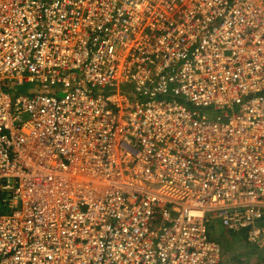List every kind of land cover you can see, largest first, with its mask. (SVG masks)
Here are the masks:
<instances>
[{
    "label": "built area",
    "instance_id": "obj_1",
    "mask_svg": "<svg viewBox=\"0 0 264 264\" xmlns=\"http://www.w3.org/2000/svg\"><path fill=\"white\" fill-rule=\"evenodd\" d=\"M216 220L264 251V0H0V264H222Z\"/></svg>",
    "mask_w": 264,
    "mask_h": 264
},
{
    "label": "rangeland",
    "instance_id": "obj_2",
    "mask_svg": "<svg viewBox=\"0 0 264 264\" xmlns=\"http://www.w3.org/2000/svg\"><path fill=\"white\" fill-rule=\"evenodd\" d=\"M27 85L30 88V84L27 83ZM39 86L41 85L37 83L35 89ZM42 89L50 92L43 87ZM209 233L211 236L214 235L223 246L222 264H264V251L248 243L245 232L242 235H236L216 220L209 226Z\"/></svg>",
    "mask_w": 264,
    "mask_h": 264
},
{
    "label": "trees",
    "instance_id": "obj_3",
    "mask_svg": "<svg viewBox=\"0 0 264 264\" xmlns=\"http://www.w3.org/2000/svg\"><path fill=\"white\" fill-rule=\"evenodd\" d=\"M6 88L7 89H11V90L15 91L16 93H27V92H30L33 87H32V85H30V88H28V85H22V86H19V87L18 86L11 85V86L6 87ZM232 233H234V232H232ZM236 235H239V234H236ZM213 237L216 238L214 235H213ZM241 264H243V263H241Z\"/></svg>",
    "mask_w": 264,
    "mask_h": 264
}]
</instances>
